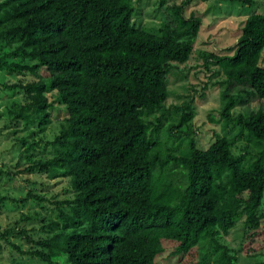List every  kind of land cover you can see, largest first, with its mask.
<instances>
[{
    "label": "trees",
    "instance_id": "obj_1",
    "mask_svg": "<svg viewBox=\"0 0 264 264\" xmlns=\"http://www.w3.org/2000/svg\"><path fill=\"white\" fill-rule=\"evenodd\" d=\"M206 1L182 0L170 9L174 26L160 24L156 32L132 25V0L0 1V50L13 46L10 58L32 60L0 58L1 69L32 78L13 85L24 93L14 120L32 125V117L43 132L51 92L65 114L47 143L53 156L24 169L67 178L71 189L69 199L56 203L68 209L59 212L63 231L37 240L42 252L32 256L46 264L57 252L66 264H155L172 247L181 264H236L237 254L261 256L264 264V111L231 119L235 97L220 95L219 118L237 132L215 136L204 150L188 140L178 156L162 148L144 119L165 102L166 75L191 54L200 21L184 19L183 9ZM263 49L264 12L252 11L231 54L212 56L217 84L234 90L240 103L264 101ZM186 108L177 126L192 118ZM239 140L246 145L235 154ZM175 168L181 184L170 180ZM237 223L238 250L218 244ZM9 234L3 230L0 240ZM203 244L209 247L201 253Z\"/></svg>",
    "mask_w": 264,
    "mask_h": 264
},
{
    "label": "rangeland",
    "instance_id": "obj_2",
    "mask_svg": "<svg viewBox=\"0 0 264 264\" xmlns=\"http://www.w3.org/2000/svg\"><path fill=\"white\" fill-rule=\"evenodd\" d=\"M181 1L165 0V4L158 7L157 0H132L131 23L145 32H156L160 24L173 27L170 9ZM252 11L263 13L264 0H208L191 2L183 9L181 15L184 19L196 15L200 21L191 54L185 63L166 75L165 102L144 118L151 132L157 129L154 137L169 154L180 155L188 140H192L196 149L204 150L215 136L227 134L232 137L237 132L238 127H233L232 123L225 125L219 118L218 112L223 105L220 95L224 93L235 97L234 107L229 112L231 119L258 108L264 111V101L251 100L244 104L236 98L234 90L225 92V86L217 84L221 76L217 75V66L212 59V56L231 54L228 49L235 44L239 26ZM12 51L13 46L2 48L0 58L5 55L7 64L32 63L26 57L10 58L9 53ZM259 65L264 67V49L260 54ZM31 80L26 72H9L0 68V232L10 230L7 241L0 240V264H46L30 253L40 250L34 244L37 240L48 239L63 231L64 223L59 212L68 214V209L56 203L71 197L67 178L48 179L45 174L24 171L34 161L48 160L53 156L47 143L56 135L65 117L63 109L56 102L55 93L51 92L45 94L52 106L47 109L49 122L43 132H38L37 122L32 117V125L14 120L18 107L24 103V93L13 85H24ZM241 99H245V96L241 95ZM186 106L192 112V118L185 125L177 126L179 115L187 113ZM245 145L243 140L235 142L233 153L241 154ZM170 174L172 182L182 183L178 168ZM261 207L264 208V190ZM53 224L57 228H53ZM242 231L241 224L237 223L217 243L238 250ZM208 247L203 244L201 253L206 252ZM261 262V256L248 258L237 254L236 264ZM49 264H66L65 257L57 252L50 258ZM155 264L181 263L173 254V248L166 247L156 257Z\"/></svg>",
    "mask_w": 264,
    "mask_h": 264
}]
</instances>
